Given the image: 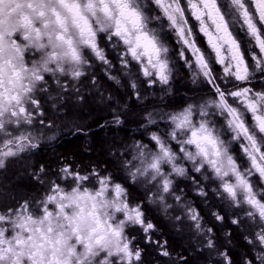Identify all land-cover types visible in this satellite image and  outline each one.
I'll return each instance as SVG.
<instances>
[{
    "label": "snow or ice",
    "instance_id": "snow-or-ice-1",
    "mask_svg": "<svg viewBox=\"0 0 264 264\" xmlns=\"http://www.w3.org/2000/svg\"><path fill=\"white\" fill-rule=\"evenodd\" d=\"M151 3L154 9L146 0H0V167L6 157L37 146L26 126L33 124L34 112L43 115L37 97L48 91L50 80L63 92L75 89L71 82H83L94 60L112 67L101 46L105 38L125 46L120 59L125 75H134L130 62L135 61L149 88L168 86L174 60L161 35L166 25L180 45L176 55L194 82L202 80L212 95L178 113L161 114L167 131L159 130V121L149 114L148 122L158 128L149 133L155 151L138 142L132 157L138 163L125 165L135 169L129 171L133 180L144 177L151 202L167 209L170 198L180 205L201 237L208 264H234L221 251L213 228L184 199L176 178L191 181L205 199L206 187L216 184L212 192L231 210V223L247 233L252 256L245 255L242 264H264V87L257 90L253 84L257 79L264 83V0ZM155 10L159 14H152ZM191 20L210 52L198 45ZM238 20L250 37L246 49L231 29ZM154 23L159 26L151 27ZM130 87L139 97V77L130 80ZM217 116L224 117L226 128L217 127ZM113 122H121L118 114ZM232 141H240L248 167L242 169L232 154ZM57 176L35 206L25 200L0 208V264H142V250L126 229L138 226L150 243L157 229L141 205L124 198L122 184L110 174L90 177L68 164ZM66 177H71L68 190L59 182ZM92 178L98 187L90 189L85 182ZM211 215L220 223L225 219L216 211ZM156 243L160 255L171 257L166 241ZM171 264L188 261L178 256Z\"/></svg>",
    "mask_w": 264,
    "mask_h": 264
},
{
    "label": "rangeland",
    "instance_id": "rangeland-1",
    "mask_svg": "<svg viewBox=\"0 0 264 264\" xmlns=\"http://www.w3.org/2000/svg\"><path fill=\"white\" fill-rule=\"evenodd\" d=\"M146 2L148 3V6L150 9H154L155 6L151 3V0H146ZM152 14H159V10H155L153 11ZM190 15V14H189ZM191 23L193 26H195V32H196V39L198 41V45L201 47L202 43L207 44L206 42V37L203 36V34L199 33L198 31V24L196 21L191 20ZM243 25V21L242 20H238L237 22L233 23L231 25V29L234 33V35L237 36V38L241 41V43L243 44V40H250V37H248L247 33H246V28L242 27ZM151 27H158V24H153L150 25ZM100 35H104V34H100ZM162 38L166 40L167 44L169 45V47L171 48V55L172 58L174 60V69H175V60H177L176 62H178V64L176 63L177 69H176V73L174 72V75H172V78L170 80V83L168 86H165L164 89H161L159 85H156L154 87L149 88L147 86V84L143 83L144 77L142 75H140L138 69H139V65L136 64L135 61H131L130 62V69L132 71V73L134 74L132 77H129L127 75H125L122 71H120L121 69V63H120V59L121 57H123L124 53H125V46H123L122 42L119 44H116L115 46H113V42L107 41V39L105 38L103 44L101 45L104 50H105V54L108 57V59L112 62V65H115V69L113 75L110 73L108 66L107 65H103L100 61L98 60H94L93 65L87 70L86 73V77H82L81 80L83 81L82 83L79 81V86L78 88L75 90L73 88H69L67 91H64L63 97L61 98H57L55 97L54 99H50L51 105H53L50 109H46V103H43V106H45V109L42 108L41 111L43 112V115H40V112H34L33 115V123L36 122L35 124H32L31 126H26L28 132L31 133L33 139V143H35L37 146L35 148H28L25 151H21L18 152L17 154H22V155H30L31 157L36 155V152L38 151V146L39 143H43L45 142V140H47L46 136L48 134V132H46V130H44V128H41V120H47L48 123L46 124L45 129H47L48 131L50 130L49 128H53V131H49V133H56L59 130L57 128H55L54 125L51 124L52 121H54V118L52 117V119H49V115L47 114V111H49L50 116H56V115H60V114H67V112L70 110H74L76 112L78 111H83V113L88 114V110H83V108L88 104L87 102L89 101V99L93 96L92 93L96 96H101L99 94V90L102 89L101 85L103 83L107 84L108 87L109 86H113L116 85L117 87L121 88V87H127L129 89L130 87V80L134 79L136 77H139V82L141 83V87L139 88V92H140V96L137 97L136 92L132 89V93L133 96L135 98H159L161 96L167 95L169 94L172 90L173 87L175 85V83L178 80V75L181 77V80L185 81L186 83H188L189 86H195L196 88H198L199 90H203L202 95H197L195 99H188L190 101L182 104L179 108H162V107H152L151 109H148L147 112L143 115L144 116V124H142V130L140 132H137L136 137H130V136H125L122 137V139H111L108 138L104 140L103 143V147L101 148V152L106 154V158L110 160L112 163L116 162L118 167H119V171L120 174L117 175L116 177L114 176V180L118 183H126V186L124 187L125 189V199L131 204V205H136L139 204L140 202L138 201L140 199V201L142 200V197L144 199V201L142 200L141 204V208L142 211L145 214L146 219L150 220L152 223H155L156 225H158L157 223L161 224L164 228V230H170L173 233H175L176 238L179 242V244L182 247H189V245H194L197 242L192 239L189 235L190 232L187 233L188 231L183 228L180 227V229H176L173 227L172 224L177 223L179 226L185 222H183L184 220H187L189 222L190 227L192 228V231L195 233V236L200 237L197 234L196 229L193 227L192 222L190 220L187 219L185 213L181 212V207L180 205H177V203L170 199L168 200V203L172 205V207L170 208H165L161 203L159 202H151L149 197H151V193L147 192V185L144 183V177H138L136 180H133L129 174V171H135L134 168H130L126 167L125 162L126 161H131V163L136 164L138 163V161H135L132 159V157L134 155H136V150H135V145L139 142V143H143V144H147L149 146V148H152V142L149 140V133L150 132H154L157 131V125H153L150 124L148 122V117L149 114L152 115L153 118H155L157 121H159V130L162 131H167V127L165 125V123L163 121H160V115L161 114H165V113H178L180 111H182L183 109H185L187 106L189 105H196V104H200L202 103L205 99H207L209 96L208 94L212 93L208 86L200 79H197L194 82V78H193V74L191 71H189L188 67L186 65H184V62L182 60L179 59V57L176 55V53L179 50L180 45L177 43L176 41V37L167 29V26H164V30L161 33ZM97 42L100 43V36H98L97 38ZM244 45V44H243ZM245 46V45H244ZM248 46V45H247ZM202 48V47H201ZM111 51H114L111 53ZM109 52V53H108ZM207 52V51H206ZM111 55V56H110ZM94 59V58H93ZM128 59L130 60V57H128ZM250 60V57H249ZM179 61H181L182 63H180ZM182 66H181V65ZM216 71L219 72L220 71V66H216ZM173 74V73H172ZM112 77H115L116 79H113ZM94 80V83H93ZM71 82V83H75ZM259 79L253 81V84L255 86V88L257 90H259L262 86H260L258 84ZM86 83L88 84V86H92L94 85V88L90 90L89 87H86ZM144 93V95H143ZM189 94L188 97L192 96L195 94V92H191V93H187ZM211 96V95H210ZM193 97V96H192ZM191 97V98H192ZM40 99V98H38ZM43 100H46L44 98H41ZM92 101V102H91ZM89 104L93 105L94 108H101V110H104L105 108H107L108 106H110L108 109L109 111L113 112L114 109L117 108V105L115 106V104L113 103V100H111L110 102L108 100H104L108 105L106 106L105 104H102L101 99H95V100H91ZM87 108V107H86ZM96 110V109H95ZM216 122H217V127L224 129L226 128V124L224 123V117L222 116H217L215 117ZM146 120V121H145ZM250 121V118H249ZM224 138L226 140H230L231 139V134L230 133H225ZM3 141L0 140V146H2ZM240 141H232L231 142V151L232 154L234 155V157L237 158V162L241 165L242 169L244 167H248V161L247 158L244 156L242 150L239 147ZM153 151H155L154 148H152ZM16 154V155H17ZM10 157L13 156H9L6 157L5 159H9ZM5 159H4V165H5ZM42 160H45V158H41ZM29 165H31L30 163H28ZM4 165L3 167H0V195L1 194H5V197L10 196L12 193V195H20L21 193H23L24 188H21L19 186H21V181L26 179V177H28L25 173V171H7L4 169ZM46 177V176H44ZM41 178V177H40ZM47 178V177H46ZM54 177H51L50 179H48V181L45 183L42 179H37L36 183H41V181L43 182V187L44 188H48L49 186V182L51 180H53ZM55 179H58V177H55ZM61 179V183L62 186L65 187L66 190H68L72 185H71V177H66V178H59ZM187 180H184L183 178H176V183L179 185V188L181 190H183L184 193V199L188 202H190L193 207L196 208V210H198V212L203 216V223L204 225H212L210 224L211 222L213 224H218V227H214L216 230L218 228L220 229H224L227 226H233L235 227L237 230V232L243 233L245 232L243 230V228L237 227L236 225H233L230 221V216H231V210L227 208L226 204L224 202H222L221 198L219 196H216L213 194L212 192V188L216 187V184H210L208 185L206 188V191H208V197L202 198L198 195H196V193H193L188 185H185ZM85 186L89 187L90 189L94 188V187H98L97 182L94 178H92L89 182H85ZM111 188V186H110ZM136 191V193H139V197L134 196V195H130L132 194L131 191ZM147 193V194H146ZM110 195L114 196V192L109 193ZM192 197V199H191ZM138 198V199H137ZM198 198V202L199 199L201 201L202 204H197L195 202V199ZM199 205H200V210H199ZM4 206H13V204L9 203V201H4L0 203V208H3ZM208 211L210 212V214L208 213ZM213 211L219 212L221 215L225 216V219L223 221V223H220L218 221H216L213 216L211 215V213ZM207 212V213H205ZM166 213V214H165ZM164 215V217H163ZM177 215H181L182 219L181 220H176L175 217ZM176 220V222H175ZM209 220L208 224L207 221ZM160 225V226H161ZM182 226V225H181ZM130 228H136L138 226H129ZM246 233V232H245ZM189 234V235H188ZM247 234V233H246ZM218 237H216L217 239ZM227 240V239H226ZM223 241V245H222V240L220 242L219 239H217L218 244H220V248L224 247V246H231L232 242L231 241ZM247 242V241H246ZM188 245V246H187ZM195 246V245H194ZM173 249H171L172 251ZM198 251L201 250H195V253H191L189 254V260L191 261H195L196 264H201L199 263V261H196L195 258L197 257L196 255H200V253ZM183 253H185L183 251ZM194 255V256H193Z\"/></svg>",
    "mask_w": 264,
    "mask_h": 264
},
{
    "label": "trees",
    "instance_id": "trees-1",
    "mask_svg": "<svg viewBox=\"0 0 264 264\" xmlns=\"http://www.w3.org/2000/svg\"><path fill=\"white\" fill-rule=\"evenodd\" d=\"M242 42L245 45L244 46L242 44V48L246 49L249 40L246 39ZM258 84L264 87V83L260 80ZM85 86L89 87L90 90L94 88V85L88 86L87 83ZM101 88L102 89L99 90V94L101 96H96L92 93L93 96L87 102L88 104L83 108V110H88V114L83 113V111L76 112L74 110H69L67 114L50 116L51 113L47 111L49 119H52V117L54 118V121H52L51 124L59 131L55 134L52 132L49 133V131H53L54 129L49 128V131L45 129V123L48 122L47 120H44V124H41V128H44V130L48 132L46 136L47 140L43 143H39L37 149L38 151L36 152L35 157H31L28 154H17L7 160L5 159V170L10 172L18 170L25 171V173L28 174V177L20 182L21 186L19 187L26 189L23 193L16 196L12 195V193L8 197H5V194H1L0 203L9 201V203L13 204V206H16L23 203L25 200H28L33 201V206H35V204H38L48 192V188L43 187L42 181L41 183H36L37 179H42L45 183L51 177H54L51 181L57 180L55 177H58L57 173H59L61 167L65 164L73 166V168L81 174L89 175L90 177L93 172H97L101 175L110 174L113 178L114 176L116 177L120 174L117 163H112L110 160L105 159L107 155L101 152L105 138H111L113 140L116 138L122 139V137L125 136L136 137V135H138L136 133L142 130V124H144L143 115L148 109H151L154 106L171 109L179 108L182 104L190 101L188 100L189 98L195 99L197 95L205 93L202 92L205 89H201V91L195 86H189L188 83L181 80L179 75L173 90L169 94L159 98H135L131 87H129V89L127 87L119 88L116 85L108 87L107 84L103 83ZM191 92H195V94L192 95L193 97H188L189 94L187 93ZM210 95H212V93L208 94V96ZM96 98L101 99L102 104H105L106 106L108 104L104 100H108L109 102L113 100V103L115 106L117 105V108L114 109L113 112L109 111L108 108L110 106L104 110H101L99 107L94 108L93 105L89 103L92 102L91 100H95ZM41 103L43 106L45 100L41 99ZM116 114L120 117L121 122L119 124L113 122V117ZM35 123L36 122L33 124ZM43 157L45 160L41 159ZM41 166L44 168L43 172L40 171ZM59 182L62 185L61 179H59ZM121 184L123 187L126 186L124 181ZM185 185H188V187L193 190L192 192L196 193L191 181L187 180ZM131 193L132 194L130 195L139 197V193H136L135 190L131 191ZM142 200L144 201L143 197ZM142 200H138L140 202L139 204H141ZM195 202L197 204H202L200 199L198 202V198L195 199ZM208 213L210 214L209 211ZM183 222L185 223H182V226H179L177 223L172 225L176 229L183 227L188 231L187 233L190 232V235H188L197 242L194 244L195 246L191 244L189 247H182L179 244L175 233L168 229L164 230V227L159 223H157L158 225L154 223L157 230L152 234L151 243L145 240L144 234L139 227H128L126 229L127 234L130 237L135 238L133 240V244L139 246L142 250V264H171V260L176 259L178 256H184L187 259L188 264H196L195 261L189 260V254L195 253V250H201L198 251L201 256L196 255L197 257L195 260L199 261L201 264H208V253L201 244V237L195 236V233L192 231V228L187 220H184ZM208 222L209 220L207 221V224ZM210 224L212 225L208 224L209 226H205L213 228L215 236L218 237L217 239H219L220 242L222 240V245L223 241L226 239V241L232 242V247L224 246L220 249L221 251L226 250L231 255L234 264H242V259L245 255L249 257L252 256L250 245L245 240V232L239 234L233 226H227L224 229L218 228L216 230L214 227H218V224H213L212 222ZM156 241H159L161 244L165 241L167 242L165 247L171 253V257H163L160 255L161 248L157 245ZM220 244L221 243H219V245ZM171 249L173 250L171 251ZM183 251L185 253H183Z\"/></svg>",
    "mask_w": 264,
    "mask_h": 264
},
{
    "label": "flooded vegetation",
    "instance_id": "flooded-vegetation-1",
    "mask_svg": "<svg viewBox=\"0 0 264 264\" xmlns=\"http://www.w3.org/2000/svg\"><path fill=\"white\" fill-rule=\"evenodd\" d=\"M201 47H202V49L203 50H205V51H207V52H210V49L208 48V45L207 44H205V43H202L201 44ZM126 50V49H125ZM112 52H114V51H111V53ZM109 53V52H108ZM111 56V55H110ZM177 60H175V69H174V72L176 73V69H177V66H176V63L178 64V62H176ZM180 63H182L181 61H179ZM181 65V64H180ZM182 66V65H181ZM114 69H115V65H112V67L109 69V71H110V73L113 75V73L112 72H114ZM174 72H173V74L172 75H174ZM62 80H63V78H62ZM50 86H49V89H48V91L47 92H44V93H41V94H39L38 95V97L37 98H44V99H46L45 100V103L47 104L46 105V109L48 110V109H50L53 105H51V104H49V103H51V101H50V99H54L55 97H57V98H61V97H63V94H64V91L63 92H61V91H59L58 89H57V87H56V85L54 84V83H52L51 82V80H50ZM79 81H76L74 84H75V90L78 88V86H79ZM143 95H144V93H143ZM44 109H45V106L43 107ZM45 109V110H46Z\"/></svg>",
    "mask_w": 264,
    "mask_h": 264
}]
</instances>
